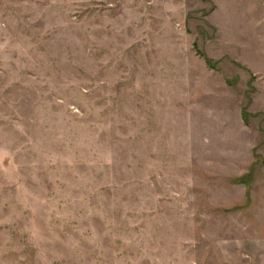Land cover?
Returning a JSON list of instances; mask_svg holds the SVG:
<instances>
[{
	"label": "rangeland",
	"instance_id": "1",
	"mask_svg": "<svg viewBox=\"0 0 264 264\" xmlns=\"http://www.w3.org/2000/svg\"><path fill=\"white\" fill-rule=\"evenodd\" d=\"M0 264H264V0H0Z\"/></svg>",
	"mask_w": 264,
	"mask_h": 264
}]
</instances>
